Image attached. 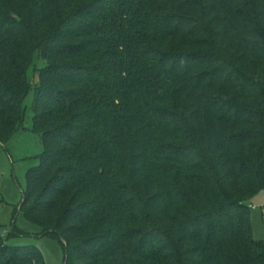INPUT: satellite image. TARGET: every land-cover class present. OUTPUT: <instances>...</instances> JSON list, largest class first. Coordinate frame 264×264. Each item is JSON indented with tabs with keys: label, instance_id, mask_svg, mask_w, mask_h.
Returning <instances> with one entry per match:
<instances>
[{
	"label": "trees",
	"instance_id": "trees-1",
	"mask_svg": "<svg viewBox=\"0 0 264 264\" xmlns=\"http://www.w3.org/2000/svg\"><path fill=\"white\" fill-rule=\"evenodd\" d=\"M32 90L20 212L63 264H264V0H0L2 145ZM24 235L0 264H46Z\"/></svg>",
	"mask_w": 264,
	"mask_h": 264
},
{
	"label": "rangeland",
	"instance_id": "rangeland-1",
	"mask_svg": "<svg viewBox=\"0 0 264 264\" xmlns=\"http://www.w3.org/2000/svg\"><path fill=\"white\" fill-rule=\"evenodd\" d=\"M29 75L32 76V72ZM34 95L32 90L25 101L24 128L5 145L0 143V226L10 234L15 224L25 233L24 236H12L10 245L36 246L43 253L46 264H63L65 253L59 240L40 236V229L26 221L20 212L27 190V172L39 165L38 157L43 153L40 136L31 131L34 119L32 111ZM249 205L253 208L251 209L253 220L256 219L264 231V192L253 197ZM255 236L260 237L257 231Z\"/></svg>",
	"mask_w": 264,
	"mask_h": 264
},
{
	"label": "water",
	"instance_id": "water-1",
	"mask_svg": "<svg viewBox=\"0 0 264 264\" xmlns=\"http://www.w3.org/2000/svg\"><path fill=\"white\" fill-rule=\"evenodd\" d=\"M23 201H25V196H24V200Z\"/></svg>",
	"mask_w": 264,
	"mask_h": 264
}]
</instances>
